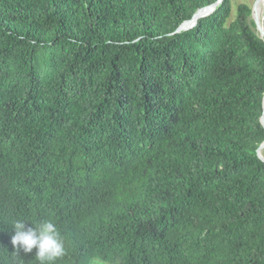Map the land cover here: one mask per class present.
Listing matches in <instances>:
<instances>
[{
    "label": "trees",
    "instance_id": "obj_1",
    "mask_svg": "<svg viewBox=\"0 0 264 264\" xmlns=\"http://www.w3.org/2000/svg\"><path fill=\"white\" fill-rule=\"evenodd\" d=\"M0 0V264H264V41L222 0ZM264 26V20H263ZM32 224H31V223Z\"/></svg>",
    "mask_w": 264,
    "mask_h": 264
},
{
    "label": "clouds",
    "instance_id": "obj_2",
    "mask_svg": "<svg viewBox=\"0 0 264 264\" xmlns=\"http://www.w3.org/2000/svg\"><path fill=\"white\" fill-rule=\"evenodd\" d=\"M32 225L26 227V222L22 219L13 223L14 234L11 237V244L15 249L13 253L19 256L20 252L30 254L35 249L37 264H55L66 253L65 240L60 229L51 219Z\"/></svg>",
    "mask_w": 264,
    "mask_h": 264
},
{
    "label": "water",
    "instance_id": "obj_3",
    "mask_svg": "<svg viewBox=\"0 0 264 264\" xmlns=\"http://www.w3.org/2000/svg\"><path fill=\"white\" fill-rule=\"evenodd\" d=\"M222 2V0H217V2L213 5L204 7L200 10H198L195 15L191 18V20L184 22L178 29L175 31V33H181L184 31H187L191 28H193L197 21L203 17L209 16ZM261 5V0H255L251 6V19L255 25L256 33L260 39L264 41V26H263V20H264V13L262 18L259 17L258 11L259 7ZM264 9V6H263ZM260 123L262 127L264 128V97H263V115L260 118ZM264 143H262L259 148L256 151L257 157L264 163Z\"/></svg>",
    "mask_w": 264,
    "mask_h": 264
},
{
    "label": "rangeland",
    "instance_id": "obj_4",
    "mask_svg": "<svg viewBox=\"0 0 264 264\" xmlns=\"http://www.w3.org/2000/svg\"><path fill=\"white\" fill-rule=\"evenodd\" d=\"M254 1L255 0H232V3H233L234 8L240 4H246V5H249L251 7ZM263 13H264V9L262 8L261 14H260L261 18L263 16ZM263 155H264V151H263ZM91 264H106V263L101 262L99 259H95L92 261Z\"/></svg>",
    "mask_w": 264,
    "mask_h": 264
},
{
    "label": "bare ground",
    "instance_id": "obj_5",
    "mask_svg": "<svg viewBox=\"0 0 264 264\" xmlns=\"http://www.w3.org/2000/svg\"><path fill=\"white\" fill-rule=\"evenodd\" d=\"M263 6H264V0H261V5H260V7H259V11H258V14H259V17L261 18V9L263 8Z\"/></svg>",
    "mask_w": 264,
    "mask_h": 264
}]
</instances>
